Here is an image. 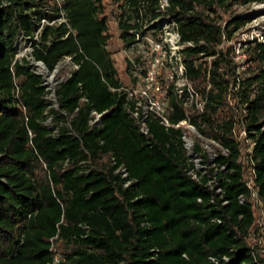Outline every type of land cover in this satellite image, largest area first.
I'll return each mask as SVG.
<instances>
[{
    "label": "trees",
    "instance_id": "obj_1",
    "mask_svg": "<svg viewBox=\"0 0 264 264\" xmlns=\"http://www.w3.org/2000/svg\"><path fill=\"white\" fill-rule=\"evenodd\" d=\"M111 2L127 44L158 20L173 22L183 45V75L202 109L184 105L169 83L167 117L172 124L188 119L228 149L215 159L227 168L220 185L228 202L222 205L216 195L211 201L206 179L186 174L179 128L150 117L147 139L134 126L107 49L104 0H0V264H45L51 239L62 254L60 264H264L257 247L254 261L249 242L253 228L264 241V221L255 223L258 209L244 182L245 150L233 132L244 128L255 139V181L264 210V41L243 42L242 69L228 43L247 21L234 7L264 0ZM47 6L63 11L65 21L42 25L39 39L32 40L33 57L48 69L63 55L78 65L56 89L57 108L24 59L11 70L17 31L33 38L42 19L39 7ZM91 110L103 113L99 126L90 125Z\"/></svg>",
    "mask_w": 264,
    "mask_h": 264
},
{
    "label": "built area",
    "instance_id": "obj_2",
    "mask_svg": "<svg viewBox=\"0 0 264 264\" xmlns=\"http://www.w3.org/2000/svg\"><path fill=\"white\" fill-rule=\"evenodd\" d=\"M6 4V3H5ZM44 19V18H42ZM41 19V20H42ZM65 21V20H64ZM51 24V23H50ZM41 25H39L34 30V39L35 34L40 32ZM260 41H264V36L258 37ZM24 41V47L21 50L20 41ZM29 40V43H25ZM191 44V42H188ZM12 47L15 50L14 60L12 62L11 70H13V63L17 60L22 63V60H25V64L30 70L36 73L41 78V83L46 91V98L50 101L51 106L57 108V96L56 89L59 84L64 81L67 77L70 76L71 72L75 70L78 65L72 61L70 55H63L53 66L52 69H48L46 65L41 61L37 60L32 55V38L30 35L25 34L24 30L19 29L14 37ZM62 59L64 60L65 66H72L73 69L63 78L52 83V77L58 72L59 63ZM239 66H237L238 68ZM49 75V79L46 76ZM183 75V70H182ZM174 86L175 93L177 97L182 100L184 105L190 106L194 104L198 109H202V102L198 100V93L187 83L184 75L183 82L179 85L171 82ZM167 86V85H166ZM158 83L156 77L147 72L145 75V87L138 89L137 92L124 88V93L126 98L129 100L125 102V108L128 112L130 118L133 120L134 126L139 133L144 135L147 139L150 136L149 128L147 121L150 117L156 118L164 126H172L174 128H179V137L182 142V146L185 154V171L186 174L195 181H201L204 177L205 180V189L211 190V201L214 199V195L220 198L222 205H226L228 200L223 198V188L220 185V181L224 178L225 173H227V168L225 164H219L215 162V159L219 154H228V149L222 146L216 139L210 138L202 134L188 119H182L178 122L172 124L169 122L167 117V98L165 95V87ZM151 88V94L149 89ZM13 97L18 98V85L16 81L13 86ZM24 109V106L22 105ZM246 113V109L244 110ZM103 113H97L95 110H91L92 118L89 120L91 126H99L100 117ZM50 121L48 118L47 122ZM261 128H264V120L261 121ZM55 132V131H54ZM235 136L242 141L244 147L243 160L246 162V175L244 176V182L249 191V199L252 202L253 207L258 209V215L256 216L255 212V223L258 225L262 224L264 221V210H262V202L260 195L258 193V187L256 186V173L254 167V159L252 157V148L255 144V139L249 137L244 128L239 132H236L233 129ZM254 132V131H252ZM117 171L120 172L122 176H126V169L122 166H119ZM127 184V183H125ZM240 202L245 201V196L239 194L237 196ZM198 200H200L198 198ZM211 220L220 222L218 218H212ZM256 235L254 228L250 230L249 237ZM254 250L252 251L253 259L256 261V243L252 245ZM49 249L51 251V260L45 264H60L62 260V254L56 247L55 243L51 239ZM214 262L218 263L216 258H211ZM223 259L227 261L229 258L223 256Z\"/></svg>",
    "mask_w": 264,
    "mask_h": 264
},
{
    "label": "rangeland",
    "instance_id": "obj_3",
    "mask_svg": "<svg viewBox=\"0 0 264 264\" xmlns=\"http://www.w3.org/2000/svg\"><path fill=\"white\" fill-rule=\"evenodd\" d=\"M107 4L109 15V25L111 37L107 44V49L111 53L117 75L122 81L123 87L134 90L145 87V75L150 72L156 77L159 84L166 86L172 81L179 85L183 82V64L179 55V50L183 47L179 43V36L174 29L173 22L169 19L158 20L154 23L156 27H148L136 34V40L127 44L119 37V30L116 27L117 10L111 0H104ZM165 3V0H162ZM42 20L41 28L44 24H56L65 20L64 12H56L53 6L39 7ZM234 12H240L246 16L247 21L244 26L237 29L232 39L228 42L233 45V58L238 69L246 66V56L242 53L241 45L247 39L264 36V7H258L255 3L249 8L235 6ZM34 37L32 38V40ZM35 39H39L38 31ZM25 43H29L27 40ZM21 50L24 41H20ZM62 59L59 63L58 72L52 77V83L65 77L72 69V66H65ZM128 62L131 65L127 67ZM144 71V73H143ZM49 79V75L46 76ZM151 88L149 93L151 94ZM258 215V213H257ZM249 242L255 245L260 253H264V241L256 234L249 238Z\"/></svg>",
    "mask_w": 264,
    "mask_h": 264
},
{
    "label": "bare ground",
    "instance_id": "obj_4",
    "mask_svg": "<svg viewBox=\"0 0 264 264\" xmlns=\"http://www.w3.org/2000/svg\"><path fill=\"white\" fill-rule=\"evenodd\" d=\"M258 7H264V3H255Z\"/></svg>",
    "mask_w": 264,
    "mask_h": 264
}]
</instances>
